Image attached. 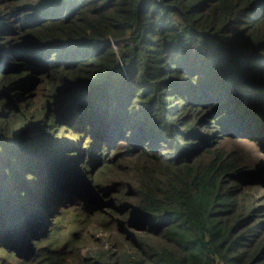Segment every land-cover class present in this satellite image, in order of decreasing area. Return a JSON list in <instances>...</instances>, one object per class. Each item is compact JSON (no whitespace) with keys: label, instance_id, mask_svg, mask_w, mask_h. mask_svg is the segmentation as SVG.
Returning <instances> with one entry per match:
<instances>
[{"label":"trees","instance_id":"obj_1","mask_svg":"<svg viewBox=\"0 0 264 264\" xmlns=\"http://www.w3.org/2000/svg\"><path fill=\"white\" fill-rule=\"evenodd\" d=\"M248 143L264 0H0V264H264Z\"/></svg>","mask_w":264,"mask_h":264},{"label":"rangeland","instance_id":"obj_2","mask_svg":"<svg viewBox=\"0 0 264 264\" xmlns=\"http://www.w3.org/2000/svg\"><path fill=\"white\" fill-rule=\"evenodd\" d=\"M16 3H20V2H13L9 6H12L13 4H16ZM34 94L37 96V98H36V100H34L32 102V106L34 108H37L38 106L41 105V103L45 99L44 96L46 95V92L39 91V92H34ZM130 140H131V138H130ZM124 144H127V143L123 142L122 145L124 146ZM257 148L258 147L256 146V144L248 143L247 146H246V151H243V152L250 151L251 154L249 152H247V153H249L250 155H253L256 158V160L254 158H251V160H250L251 166L252 167L255 166V168H254L255 172L258 171V173H259L260 171H262V174H263L264 173V155L262 153H260V152H257V154L252 153V151H256ZM117 175L124 176V169L117 168L114 171V176H111V177L109 176V180L110 181H117V178H116ZM94 197H95V195H94L93 191H88L86 193V200L85 201H94ZM81 209H82L81 207L68 209L66 213L73 214V212L80 211ZM3 213L4 212L2 211L0 213V215L3 214ZM17 246H18V249L20 251H26V249L28 247V244H27V242L25 240H22L20 243H18Z\"/></svg>","mask_w":264,"mask_h":264}]
</instances>
